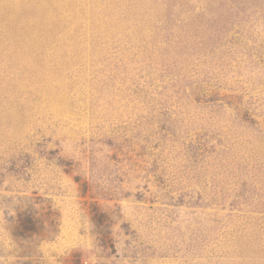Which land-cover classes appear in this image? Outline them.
Masks as SVG:
<instances>
[{
    "label": "rangeland",
    "instance_id": "obj_1",
    "mask_svg": "<svg viewBox=\"0 0 264 264\" xmlns=\"http://www.w3.org/2000/svg\"><path fill=\"white\" fill-rule=\"evenodd\" d=\"M249 50L264 0H0V264H264Z\"/></svg>",
    "mask_w": 264,
    "mask_h": 264
},
{
    "label": "trees",
    "instance_id": "obj_2",
    "mask_svg": "<svg viewBox=\"0 0 264 264\" xmlns=\"http://www.w3.org/2000/svg\"><path fill=\"white\" fill-rule=\"evenodd\" d=\"M192 41L195 42L197 44V46L199 44L204 45V43H206V41H207V39L205 38V33H201V34L200 33H188L186 43L190 44ZM198 52H200V50ZM178 54H180L179 57L182 58L183 53L180 52ZM197 55L200 59L202 56H207L206 53L202 54V55H200V54H197ZM208 55L211 57V59H214L215 57L217 58V62H218V66H219L220 70H225L226 68H228V66L230 65L231 59L236 58L234 53L231 54L228 58L224 57L223 54H221V55L208 54ZM247 56H248L249 60L246 62V66H248V65L255 66V67L261 66L262 68H264V62L262 60L258 59V56L256 53H253L251 50H249V51H247ZM182 59H185V61H186L187 57L182 58ZM261 63H263V64H261ZM178 81L181 82V79H178ZM186 86H187V84H185V85L179 84V89L180 88L182 89L183 94L186 92ZM198 89H199V93H198V95H196L193 98V100H195L197 102L214 101V98H212V96H210L205 89H202L201 87H198Z\"/></svg>",
    "mask_w": 264,
    "mask_h": 264
}]
</instances>
